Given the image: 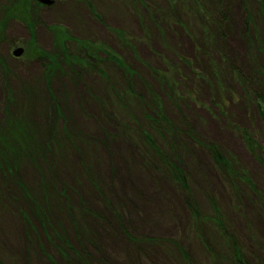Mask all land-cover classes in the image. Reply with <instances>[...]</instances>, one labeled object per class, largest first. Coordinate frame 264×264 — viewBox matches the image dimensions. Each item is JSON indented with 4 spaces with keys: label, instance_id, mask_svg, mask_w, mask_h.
<instances>
[{
    "label": "rangeland",
    "instance_id": "obj_1",
    "mask_svg": "<svg viewBox=\"0 0 264 264\" xmlns=\"http://www.w3.org/2000/svg\"><path fill=\"white\" fill-rule=\"evenodd\" d=\"M50 1L0 0V264H264V0Z\"/></svg>",
    "mask_w": 264,
    "mask_h": 264
},
{
    "label": "crops",
    "instance_id": "obj_2",
    "mask_svg": "<svg viewBox=\"0 0 264 264\" xmlns=\"http://www.w3.org/2000/svg\"><path fill=\"white\" fill-rule=\"evenodd\" d=\"M57 150V149H56ZM71 150L69 149H66L65 147L63 149H59L58 150V153L54 156L55 158V163H54V167H51L52 168V172L50 174V171H49V175L51 177V175L54 176V178L57 176V178H63V177H66L67 175H70V173H67V172H70V170H72V153H70ZM69 153V154H68ZM88 157V156H87ZM42 165V164H41ZM43 168L42 171L43 173H45V169H46V165L44 163L43 165ZM41 168L39 167L38 170H36V174H40V171ZM30 171H33L31 170L30 168L28 169V171L25 172V175L28 176V175H33L34 176V173H30ZM42 173V172H41ZM22 177V176H21ZM48 177V176H47ZM22 179V178H21ZM23 180V179H22ZM60 180V179H58ZM16 185V184H15ZM92 182H89L88 181V187L89 189H92ZM87 203L85 202V209L87 207ZM77 208V207H76ZM79 212L77 213L78 215V223L80 222V240L83 242L82 243V247H84V250L87 254V252L90 254L92 252V240L95 238V237H98V236H103V235H107L109 234V232H107L106 228L104 227L105 225L101 222V219H93L94 220V226H92L91 222H90V219L89 217L91 218V216L93 217L92 214H88L89 212H87L85 209H82L81 207H79ZM54 209L53 213H52V217L57 220V219H61L62 217L64 218H67V221H69V226H72V218L70 217L71 214L67 212V214H61V208L59 207V205L57 206V204L54 206ZM75 212H76V209H75ZM76 214V213H75ZM84 217V218H83ZM69 218V219H68ZM83 218V219H82ZM58 221V220H57ZM93 227V228H91ZM73 232V231H72ZM71 232V235L69 236V238L73 239V241H75V234H72ZM74 237V238H73ZM95 240V239H94ZM54 249H56V247L54 246ZM77 249V247H76ZM75 249V250H76ZM78 250V249H77ZM76 250V251H77ZM58 251V250H57ZM90 251V252H89ZM74 255L76 256V252L74 253ZM77 257V256H76ZM58 259H56L57 261ZM55 261V262H56ZM62 261V260H61ZM61 261H58L56 262V264H62ZM135 261V260H134ZM136 263V262H135ZM32 264H44V262L40 259V260H37V261H32ZM138 264V263H137Z\"/></svg>",
    "mask_w": 264,
    "mask_h": 264
},
{
    "label": "trees",
    "instance_id": "obj_3",
    "mask_svg": "<svg viewBox=\"0 0 264 264\" xmlns=\"http://www.w3.org/2000/svg\"><path fill=\"white\" fill-rule=\"evenodd\" d=\"M81 48H83L85 51L87 50L88 51V44L86 45H81ZM107 58L109 61H113V62H116L117 65H122V62L120 60H118L113 54L111 53H107ZM257 110H258V114H259V118L261 119V122L263 124V127H264V106L258 104L257 106ZM155 115L157 116V114L155 113ZM158 117V116H157ZM154 123L159 125V122L158 120H154ZM209 151L211 153V158H213L214 162L220 166V168H224V170L228 173L227 171V165L226 163L224 162V160L222 159L221 156H219V153H216L214 152L213 150H210L209 148ZM177 173V172H176ZM173 179L174 181L181 187V188H185V184H184V181L182 180V177L180 176V172L177 173L176 175L174 174L173 175ZM189 198L187 197L185 202H186V206L188 207L189 210H191L192 214L194 215V217H198L199 214L197 212V210H194L193 207H192V204L190 202V200H188ZM232 259L234 261L235 264H246L241 256H240V253L236 251V249L233 250V253H232Z\"/></svg>",
    "mask_w": 264,
    "mask_h": 264
},
{
    "label": "water",
    "instance_id": "obj_4",
    "mask_svg": "<svg viewBox=\"0 0 264 264\" xmlns=\"http://www.w3.org/2000/svg\"><path fill=\"white\" fill-rule=\"evenodd\" d=\"M38 3L42 4V5H50L51 1L50 0H37ZM22 53V49H16L12 52V56L13 57H19Z\"/></svg>",
    "mask_w": 264,
    "mask_h": 264
}]
</instances>
